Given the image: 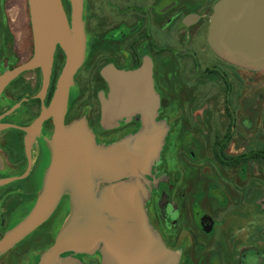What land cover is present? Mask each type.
<instances>
[{
	"label": "flooded vegetation",
	"instance_id": "1",
	"mask_svg": "<svg viewBox=\"0 0 264 264\" xmlns=\"http://www.w3.org/2000/svg\"><path fill=\"white\" fill-rule=\"evenodd\" d=\"M27 1L19 0L20 8ZM94 1L115 14L112 19L103 17L102 32L85 52L70 87L64 117L69 146L65 168L57 180V200L42 223L0 255V264H142L144 260L151 264L152 248L145 247L146 241H142L145 245L138 241L147 235L157 240L158 264H264V253L252 257L244 246L246 240L234 244V230L219 221L218 208H204V199L218 198L217 174L211 168L200 171L199 161L193 159L183 165L182 175H170L165 160L180 135L189 136L186 146L196 150L192 136L201 128L203 105L211 106L221 95L228 105V123L222 134L212 133L213 166L217 171H232L251 161V153L237 157L226 153L234 136V113L229 107L236 67L221 58L208 41L212 16L222 0ZM12 7L10 0H0V75L34 53L33 30L25 54L16 52ZM65 59L64 49L57 45L44 98L42 67L21 73L0 94V153L4 159L0 178L18 176L21 183L18 200L15 191L0 192V239L16 224L12 214L23 219L46 197L54 154V118L48 116L34 135L29 128L49 108ZM113 70L135 73L136 78L119 80L116 110L124 117L108 127L103 123V101L110 99L109 74ZM82 132L90 135L87 148L80 143ZM157 132L166 140L144 176L150 229L138 232L130 230V225L109 224L97 231L98 243L80 244L72 237L60 240L75 200L100 199L108 181L137 180L128 171L123 177L107 179L104 168L95 167L105 156L102 152L115 146L108 155H116L138 136ZM254 152L253 160L264 163V149ZM121 166L132 169L127 161ZM188 171H195L196 176L191 177L200 185L194 191L186 185ZM208 171L211 174L205 175ZM202 172L209 180V191H202ZM60 242L65 247L55 253ZM162 252L173 254V260L167 263L164 256L158 260Z\"/></svg>",
	"mask_w": 264,
	"mask_h": 264
},
{
	"label": "water",
	"instance_id": "2",
	"mask_svg": "<svg viewBox=\"0 0 264 264\" xmlns=\"http://www.w3.org/2000/svg\"><path fill=\"white\" fill-rule=\"evenodd\" d=\"M70 2L72 8L71 33L65 27L66 21L63 20L64 15L61 0H28L34 37V53L26 62L0 75L1 94L4 88L21 73L42 67L43 86L41 96L44 98L50 84L54 53L58 45V43L54 42V27L59 21L64 24L68 40L65 46L60 44L66 56L63 70L59 76L49 108L47 110L44 108L42 115L29 128V132L34 135L40 130L48 116L51 115L54 118V154L46 197L36 205L35 209L26 219L6 232L0 239V255L12 248L42 223L47 217L48 212H50V207L57 200V180L65 168L69 146L64 126L69 91L74 76L82 66L85 57V34L80 5L77 0H71ZM208 41L212 49L221 58L236 66L253 70L264 68V0L220 1L211 19ZM122 77L123 80L127 78L129 81H133L136 78V74L122 73L115 70L110 72V99L103 101V123L108 127L116 125L118 120L124 117L116 110L119 80ZM4 127L17 126L6 125ZM81 134L80 143L87 148L91 144L90 135L85 132ZM164 138L165 136L161 132H157L149 137L140 135L132 143L117 151L116 155L112 154L111 156L108 154L115 146L105 149L102 152L105 155L102 162L95 167L104 168L107 173V179L115 178L118 175L123 177L125 176V172L128 171L132 172L136 177L135 180H137L135 182H127V180L108 181L106 182V190L100 199H93L88 196L78 201L90 198L93 201L100 200L96 206H91H94L97 210H102L111 219L121 217L120 219L136 227L133 231L149 230L144 207L149 192L145 186L146 180L144 176L148 173L153 159L158 158L162 150ZM123 161L129 162L132 165V169L130 170V168L123 166L119 168L120 163H123ZM16 179L18 178L9 179L8 181ZM92 209L88 208V210ZM109 224L114 225L108 221L105 223V226ZM98 238L99 236H94L90 240V243H98ZM143 240L146 241L145 247L150 246L153 250L151 252V264H158L155 256L156 249H159L157 240L150 238L148 235L143 238L138 237L141 245ZM80 244H84V242L80 241ZM64 247L65 243L60 242L54 248V252L58 253ZM163 256L167 263L173 260V254L168 252L160 253L157 259L160 260ZM142 264H145V260Z\"/></svg>",
	"mask_w": 264,
	"mask_h": 264
},
{
	"label": "rangeland",
	"instance_id": "3",
	"mask_svg": "<svg viewBox=\"0 0 264 264\" xmlns=\"http://www.w3.org/2000/svg\"><path fill=\"white\" fill-rule=\"evenodd\" d=\"M13 3L11 8L12 23L16 30V52L24 55L26 43L32 32L31 17L28 6H19V0H10ZM71 0H61L63 20L65 27L72 32V8ZM81 9L85 34V52L92 48L95 36L102 32L101 25L104 16L112 19L115 11L99 5L94 0H77ZM58 45H60L58 43ZM25 47V48H24ZM28 51V50H27ZM235 85L233 97H230L229 111L234 113L233 141L226 150L227 155L237 157L243 154L264 149V68L253 70L235 65ZM228 106L221 95H218L212 105H203V121L201 128L196 135L192 136L193 143H196V150L186 146L189 136L180 135L176 139L173 149L168 150L165 160L170 169V175L180 176L179 172L186 161L196 159L199 161V170H209L219 177L218 198L204 199V208L211 206L218 208V219L225 226L234 230L235 236L231 239L235 245L244 241V246L249 247L250 255L264 253V163L253 160L242 164L234 170L213 166L211 152L212 133L222 134L227 127L225 108ZM188 122V121H187ZM217 135V134H216ZM166 140V139H164ZM165 151V150H164ZM194 155V156H192ZM207 167V168H206ZM178 172V173H177ZM189 179L186 185L189 191H194L200 186L188 171ZM211 174L209 171L205 175ZM190 174V175H189ZM204 183L202 191H209V180L200 174ZM21 184V183H18ZM29 188H27V192ZM229 233V232H228ZM248 239V240H247ZM242 249L241 247L239 248ZM256 251H260L255 253ZM239 254V251L235 255ZM253 258H251L252 260Z\"/></svg>",
	"mask_w": 264,
	"mask_h": 264
},
{
	"label": "crops",
	"instance_id": "4",
	"mask_svg": "<svg viewBox=\"0 0 264 264\" xmlns=\"http://www.w3.org/2000/svg\"><path fill=\"white\" fill-rule=\"evenodd\" d=\"M4 165V159L3 156L0 153V173L3 172L1 169ZM18 178V176H12V177H2L0 178V192H6L7 190L15 191L14 199L18 200L20 198L19 196V188L20 184L18 179L14 181H8L9 179ZM102 197V196H101ZM148 198L146 199L144 203V207L146 205ZM100 200L93 201L90 199H84L82 201L75 200L73 210L72 212L67 216L65 221L63 222L62 228L60 231L59 239H66V238H74L77 239L76 241H82V242H89L97 231L100 230L103 226H105L106 222H112L114 225H130L129 229L134 230L136 227L127 223L125 220L119 218H109L102 210L95 209L94 206L97 205V203ZM94 205V206H91ZM93 208L92 210H88V208ZM146 209V207H145ZM28 214L22 219H18L19 217L15 216V214L11 215V218L16 219V224L8 229H13L16 227L19 223H21ZM148 223V222H147ZM138 228V227H137ZM142 245H145L142 243Z\"/></svg>",
	"mask_w": 264,
	"mask_h": 264
},
{
	"label": "bare ground",
	"instance_id": "5",
	"mask_svg": "<svg viewBox=\"0 0 264 264\" xmlns=\"http://www.w3.org/2000/svg\"><path fill=\"white\" fill-rule=\"evenodd\" d=\"M54 42L55 43H59L63 46L66 45L67 43V37H66V34H65V27H64V24L59 21L56 23L55 27H54Z\"/></svg>",
	"mask_w": 264,
	"mask_h": 264
},
{
	"label": "trees",
	"instance_id": "6",
	"mask_svg": "<svg viewBox=\"0 0 264 264\" xmlns=\"http://www.w3.org/2000/svg\"><path fill=\"white\" fill-rule=\"evenodd\" d=\"M259 158H261V157H259Z\"/></svg>",
	"mask_w": 264,
	"mask_h": 264
}]
</instances>
